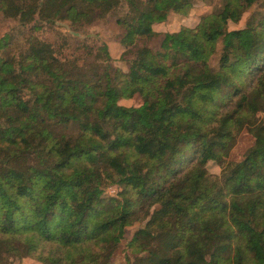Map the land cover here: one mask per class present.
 <instances>
[{
	"label": "trees",
	"instance_id": "trees-1",
	"mask_svg": "<svg viewBox=\"0 0 264 264\" xmlns=\"http://www.w3.org/2000/svg\"><path fill=\"white\" fill-rule=\"evenodd\" d=\"M195 2L0 0L18 12L0 36V264H107L140 220L126 243L137 258L118 264H264V0L240 28L228 25L256 0L153 29ZM123 6L126 71L106 44L101 71L57 56V21L79 29ZM242 127L252 144L232 160ZM107 183L120 199L103 201Z\"/></svg>",
	"mask_w": 264,
	"mask_h": 264
},
{
	"label": "rangeland",
	"instance_id": "rangeland-1",
	"mask_svg": "<svg viewBox=\"0 0 264 264\" xmlns=\"http://www.w3.org/2000/svg\"><path fill=\"white\" fill-rule=\"evenodd\" d=\"M195 6L190 11V14L184 21L183 24L194 25L201 14L209 13L218 7H220L222 0H195ZM261 0H256L254 4L242 15L240 21L236 24L229 23L228 28H240L243 27L248 20L251 13L258 9ZM126 7L123 6L116 14H108L101 20H97L91 24H88L82 28H73L68 21L59 20L55 25V30L52 33L47 32V36L51 41H55L54 46L56 54L61 60H74L85 68L91 65L99 67L100 71L107 63L104 61L105 55L100 51L102 44H106L108 52L111 56L110 64L111 69H117L119 71L127 70V61L132 58L131 53L125 52L123 57L120 56L123 51V47L119 43V37L121 34V28L115 23V16L122 15L125 12ZM18 22V12L13 11H2L0 10V36L8 29ZM170 29H177L181 26V21L177 18L172 19ZM160 35L153 37L147 41L148 46L151 48H157L160 42ZM220 52V44L217 46V52L211 58V65H216V59ZM111 71V72H112ZM120 104L125 106H138L142 103V99L138 94H135L130 99H122L119 101ZM261 116V113H258ZM61 127H58L60 129ZM61 132L68 134H75L76 128H62ZM252 144V137L248 133L245 127H242L236 135L235 144L230 152V158L232 160H239L243 156L244 150ZM207 169L213 174L220 173V166L213 161L207 163ZM120 188L113 183H107L103 188V201L108 203L111 198H118ZM146 220L134 221L131 225L125 228L124 238L118 244L110 246L109 257L107 264H118L124 260H134L137 256L128 253L126 248L127 241L132 237L133 233L144 226ZM17 258H9L7 264L19 263ZM31 261V260H30ZM28 264H41L39 262L31 261Z\"/></svg>",
	"mask_w": 264,
	"mask_h": 264
},
{
	"label": "crops",
	"instance_id": "crops-1",
	"mask_svg": "<svg viewBox=\"0 0 264 264\" xmlns=\"http://www.w3.org/2000/svg\"><path fill=\"white\" fill-rule=\"evenodd\" d=\"M175 18H177L179 21H181V25H186V24H183L184 21H182V20H186L187 17L178 16V15H175V14L172 13V14H170L168 16V18H167L166 21L161 22V23L154 24L153 25V29L155 31H159V32H173V31H176V30L179 29L180 26H178L177 29H170L171 28L170 27V25H171V22L170 21L172 19H175ZM186 26H188V25H186Z\"/></svg>",
	"mask_w": 264,
	"mask_h": 264
}]
</instances>
